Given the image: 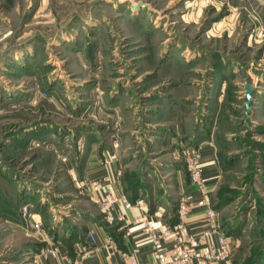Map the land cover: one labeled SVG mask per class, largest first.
Masks as SVG:
<instances>
[{
	"label": "rangeland",
	"instance_id": "rangeland-1",
	"mask_svg": "<svg viewBox=\"0 0 264 264\" xmlns=\"http://www.w3.org/2000/svg\"><path fill=\"white\" fill-rule=\"evenodd\" d=\"M197 134L233 264H264V0H0V264H35L23 207L45 232L83 226L65 163L87 146L153 200Z\"/></svg>",
	"mask_w": 264,
	"mask_h": 264
},
{
	"label": "crops",
	"instance_id": "crops-1",
	"mask_svg": "<svg viewBox=\"0 0 264 264\" xmlns=\"http://www.w3.org/2000/svg\"><path fill=\"white\" fill-rule=\"evenodd\" d=\"M197 135L192 145L199 150L201 176L219 223V208L216 207L212 199L222 174V164L218 160L215 147L209 136ZM84 151L79 164L76 161L65 163L67 172L73 183L75 181H98L103 190L109 191L112 196L124 195L130 204L125 206L118 202L112 211L114 216L121 214L126 220L131 221L145 214L156 231H163L175 222L176 201L180 195H185L187 204L191 208L186 222L187 232L197 234L205 229L206 221L203 209L196 207L199 194L189 184L184 166L175 164V167H172L174 168L172 172L174 182L172 183L173 192L171 196L167 195L165 198L150 200V195L146 192L132 193L122 189L119 176L116 175L121 168L116 153L111 155L102 148H90L89 146ZM86 197L95 207L90 210H81V215L85 217V223L73 232L64 231L62 228H57V231L53 233L45 232L41 229L40 219H37L36 216L30 218L27 224L30 227L28 235L35 239L38 244L34 259L35 264H77L79 262L82 264H129L126 254L135 245L139 247V252L136 255L138 263L141 264L151 259V247L149 243L143 241L144 234L140 225L129 224L126 226L124 223L108 224L104 222L99 206L88 196ZM137 199L143 200L142 209L135 205ZM37 217L39 216L37 215ZM35 221L40 223L39 228H35ZM221 230L225 231L222 227ZM87 232L93 233L95 237L96 250L94 251L90 249L91 245L86 236ZM126 232L129 235H126ZM228 242L232 251L236 238L228 236ZM166 243L165 247L168 249L171 246L170 239ZM46 249H54L55 253L45 254ZM85 251H89L88 255H84Z\"/></svg>",
	"mask_w": 264,
	"mask_h": 264
},
{
	"label": "built area",
	"instance_id": "built-area-1",
	"mask_svg": "<svg viewBox=\"0 0 264 264\" xmlns=\"http://www.w3.org/2000/svg\"><path fill=\"white\" fill-rule=\"evenodd\" d=\"M184 168L188 175L189 184L195 188L199 198L196 207L203 209L206 221L204 230L197 234H189L186 230L187 218L191 208L187 204L186 196L180 195L175 205V222L163 231H156L151 221L142 214L131 221L126 220L121 214L113 215L118 202L128 206L130 202L124 195L114 197L107 190H103L98 181H75V187L79 194L88 196L96 203L102 213L103 221L108 224L124 223L140 225L144 234V242L150 244L152 257L141 264H233L232 251L228 242V236L221 230L216 212L209 198L208 190L201 176L199 150L193 146L187 147L183 152ZM120 171L116 175L119 176ZM135 205L142 209L143 200L137 199ZM30 215L28 207L22 208V217L29 223ZM38 219V218H37ZM35 228L40 223L35 221ZM126 235H129L126 232ZM86 236L91 245V251L96 250L93 233L87 232ZM170 239L171 246L166 249V242ZM112 247V246H111ZM113 248V247H112ZM139 247L135 245L126 254L129 264H140L136 260ZM45 254H54V249H46ZM85 251L84 255H88ZM77 264H82L81 262Z\"/></svg>",
	"mask_w": 264,
	"mask_h": 264
},
{
	"label": "water",
	"instance_id": "water-1",
	"mask_svg": "<svg viewBox=\"0 0 264 264\" xmlns=\"http://www.w3.org/2000/svg\"><path fill=\"white\" fill-rule=\"evenodd\" d=\"M146 7V4H142V3H138L137 5H132L131 8L132 9H137L138 7ZM148 7V6H147ZM245 89V99H246V109L249 110L250 109V104L252 102V94L254 93V90L252 88V86L250 84H246L244 86Z\"/></svg>",
	"mask_w": 264,
	"mask_h": 264
}]
</instances>
